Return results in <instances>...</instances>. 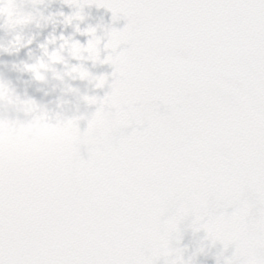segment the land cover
<instances>
[{"label": "snow or ice", "instance_id": "6c2138e0", "mask_svg": "<svg viewBox=\"0 0 264 264\" xmlns=\"http://www.w3.org/2000/svg\"><path fill=\"white\" fill-rule=\"evenodd\" d=\"M69 6L81 11L67 22L84 19L85 3ZM97 6L130 20L105 48H130L99 61L117 79L87 131L72 119L43 147L0 129V264H183L171 245L190 215L236 245L226 264H264V0ZM89 33L74 48L99 60ZM133 122L148 127L127 134Z\"/></svg>", "mask_w": 264, "mask_h": 264}, {"label": "flooded vegetation", "instance_id": "af4514ba", "mask_svg": "<svg viewBox=\"0 0 264 264\" xmlns=\"http://www.w3.org/2000/svg\"><path fill=\"white\" fill-rule=\"evenodd\" d=\"M89 5H85L83 8L84 11V20H74L76 22L77 27H83L85 25V29L82 33H89V29H95V33H97V28L99 27H110L111 30H115L118 32H123L129 25V18L125 17L122 14H114L110 8L106 7V10H103V7H98L97 3H92V0H89ZM91 14V15H90ZM80 22V24L78 23ZM111 31V32H112ZM104 33H108L107 30H104ZM92 40L89 38L88 34L85 37V41L83 43L84 48H87L89 41ZM107 45V44H106ZM54 48V47H53ZM100 57L99 60L90 59L88 53L83 52L85 54L84 61L86 63L85 70L91 73L93 76L100 77L106 76L107 80L103 88H97L95 82L89 81L88 88L93 93L94 96L97 97L98 101L93 104V106L99 110L100 101H102L108 94L111 93L112 88L111 85L116 82L117 77L113 75L116 72V68L111 63H100V60H105L109 55H115L120 52L125 51L130 48L129 44H121L119 48L113 52L112 49H106L105 46H100ZM70 56H74V54L70 51ZM65 68H69L68 76L70 78H74L75 72L74 69H81L83 66L81 63L75 64L70 63L69 65H64ZM2 85H5V82L0 80V91ZM43 87L45 90H48V87L53 85V80L50 76H47L44 80ZM16 94L6 93L4 97L0 95V129L8 128L14 133H16L19 138L28 145H33L32 143H28L25 138L22 136L24 133L37 134L42 141L44 142L43 147H54L59 142L66 140L69 138V131L64 127L67 121L72 120V116L70 113L64 114L62 119L54 118V116L46 115V119H42L41 117H45L41 105L39 103L38 97H35L33 94L26 95L25 98H16ZM55 95H50V102L54 101ZM53 104V103H51ZM90 106L85 110L84 121L85 125H80L79 132L87 131L89 121L92 118V115L96 112L94 107ZM160 108L164 112V105L161 103ZM69 110V109H68ZM20 112L22 115H28L31 117L32 125H20L19 124V116L17 113ZM75 120V118H74ZM163 262V260H162ZM193 264H199V257H195Z\"/></svg>", "mask_w": 264, "mask_h": 264}, {"label": "rangeland", "instance_id": "374dc122", "mask_svg": "<svg viewBox=\"0 0 264 264\" xmlns=\"http://www.w3.org/2000/svg\"><path fill=\"white\" fill-rule=\"evenodd\" d=\"M38 3H40L41 5H39V6L42 7L43 3L42 2H38ZM64 8H68L67 5H65ZM64 8H62V9H64ZM69 8H70V6H69ZM63 11H65V9L64 10H61L60 13H62ZM65 15H68V13L65 14ZM65 19H66V17H65ZM55 27H56V25H55ZM21 29L24 32H22V33H7V36L5 38L9 42V44H8V49L9 50L8 51H0V66L1 65H5V64H9V67H11L10 66L11 64L9 62H7V59H13V60H16V61L22 60V62L24 64H35V59L38 58L40 56V54L42 53V51H39L38 49L36 50L35 47L33 49L31 47H28V46H30L33 43V38H34L33 34L34 33H31L30 32V29H29V31H26V27L25 28L24 27H21ZM13 31H14V29H13ZM5 34L6 33H1V36H5ZM38 34H41V33H37V35ZM17 36H19V37L16 39ZM13 40H14L15 45L16 46H19L21 52L26 51V50L28 51L27 56L22 57V59H17V58H15V57L12 56V52L13 51H11V47L14 45ZM15 41L16 42H19V43H16ZM23 45L26 48L25 50H24L23 47H21ZM14 48H15V46L12 47V50L16 51ZM45 54H46V51H44L43 58H44V55ZM44 61H47V60L44 59ZM47 64H44L42 66H35V65H33V66H30V67H36V68H38V69L41 70L40 72H42L43 71V68L46 67ZM19 73H20V71L18 72V74ZM79 78H81V75H79L77 77V79H79ZM82 81H85V80L81 78L79 82H82ZM64 85H65V82H61V85L60 86L63 87ZM71 89H72V91L74 93H76V94L79 93V91H78L79 89L77 87L74 86ZM144 123L143 124H137V123H135V126L137 127V129L134 130V131H136L138 133H142L148 127V124L146 125ZM200 222H204V221H200ZM184 229L186 230V232H189V233L192 234V237H193V240L194 241H196V239H198V238H201L200 240L203 239V233H202V231H204V230L202 228L198 227L195 223H193V221H188V223L186 224V226H185ZM207 248H209L210 250H217V248H218L219 251H220V253H222L226 257H230V258H232L233 255L236 253V245L234 243L233 244H229L227 250H225L224 244L221 243V242H219V241L210 243L207 246Z\"/></svg>", "mask_w": 264, "mask_h": 264}, {"label": "bare ground", "instance_id": "6f19581e", "mask_svg": "<svg viewBox=\"0 0 264 264\" xmlns=\"http://www.w3.org/2000/svg\"><path fill=\"white\" fill-rule=\"evenodd\" d=\"M9 0H0V3H8ZM11 2L17 4L18 6L23 4L24 7L21 9V11H23L26 15H21L22 19L19 23V25L16 28H12L11 26H9L6 23V17L0 18V29H2L3 33H22L24 32L21 27H27L29 25L32 24L33 19H29L28 15L31 13V10L27 7V3L26 0H11ZM64 0H49V4L51 6H55L58 3H63ZM48 14L46 15H42V18L39 16H36V20L38 21V26L37 29L39 30V33H45L49 28H51L53 26V22H52V15L54 14V10H52V12H50L48 10L47 12ZM14 29V31H13ZM16 51L13 52L14 55H19L21 54V50L19 48V46H15L14 48ZM232 212L235 211L234 208H231Z\"/></svg>", "mask_w": 264, "mask_h": 264}, {"label": "clouds", "instance_id": "9594fccd", "mask_svg": "<svg viewBox=\"0 0 264 264\" xmlns=\"http://www.w3.org/2000/svg\"><path fill=\"white\" fill-rule=\"evenodd\" d=\"M6 17V23L11 26L12 28H16L22 17L20 13L17 11V9L11 5L9 2L8 3H0V18ZM12 20V24H9V20ZM7 36V33L5 36H0V51H8V44L9 42L5 38ZM19 36L16 37V39ZM5 86V85H4ZM6 87V86H5Z\"/></svg>", "mask_w": 264, "mask_h": 264}]
</instances>
